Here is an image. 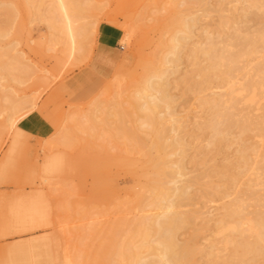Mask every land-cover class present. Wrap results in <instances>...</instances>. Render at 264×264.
Segmentation results:
<instances>
[{
    "label": "rangeland",
    "instance_id": "374dc122",
    "mask_svg": "<svg viewBox=\"0 0 264 264\" xmlns=\"http://www.w3.org/2000/svg\"><path fill=\"white\" fill-rule=\"evenodd\" d=\"M197 1L0 0V264H136L147 255L116 254L122 226L156 213L149 163L165 158L176 136L182 156L168 159H181V211L191 217L176 236L192 253L174 259L264 264V240L254 234L264 217V127L243 133L233 125L212 144L210 109L229 88L213 79L202 53L211 40L237 52L236 39L264 31V10L250 0ZM189 17L178 61L165 65L168 40ZM263 51L245 70L264 64ZM162 69L174 119L143 127L135 95ZM247 78L235 74L234 89ZM257 102L234 113L259 121L264 98ZM229 204L241 206L235 230L218 233Z\"/></svg>",
    "mask_w": 264,
    "mask_h": 264
},
{
    "label": "bare ground",
    "instance_id": "6f19581e",
    "mask_svg": "<svg viewBox=\"0 0 264 264\" xmlns=\"http://www.w3.org/2000/svg\"><path fill=\"white\" fill-rule=\"evenodd\" d=\"M199 1H200V3H202L204 0H198L197 2H199ZM188 2H190V1H188ZM248 4L254 8H257V10L258 9L264 10V0H250L248 2ZM8 15H9V12H8ZM7 18H9V17H7ZM192 18L190 19V17H189V19H185V20H183V22H181V24L177 25V26H179L178 30H176L175 34L173 33V36L171 38H169L170 41L168 40L169 46L167 48L168 52H167L166 56L163 58V63L165 65H167V64L172 65L175 61L176 62L178 61L176 59L177 58L176 53L179 50V47L182 46L181 43L184 41L183 39H185L186 35L189 34L186 31H188V27H189L188 22L190 23L194 19V18L193 19ZM8 20H10V19H8ZM180 20H181V18H180ZM179 21H178V23H179ZM195 21H196V19H195ZM6 23H8L7 20H6ZM6 23H4V25ZM1 28H3V25ZM3 31H2V33H3ZM2 33L0 32L1 35H5L6 32L3 34ZM239 37H241V36H239ZM234 39L235 38H233L232 41ZM228 42H230V41H228ZM235 42H237V46L239 47V49H236L237 52H235V53H230L232 50L229 51V48L232 44L231 45L229 44L228 46H225L224 48L223 47L218 48V46L215 43H213L212 40H211V42L207 43L208 47L206 46L207 48L206 49L204 48L205 50H203V52H202L204 54V56L208 58L209 64L207 66V70L211 71V73L213 75V79L215 77L217 79L216 81H220L221 83L223 82L222 84L225 83V85H227L229 88V91H227L228 92L227 97H226L227 99H225L226 101H223V102L219 101V102L215 103L210 109V119L207 122L206 127L210 130L211 135L213 136L212 137L213 138L212 144H214L217 141L220 142L219 140H221V138L223 137L224 131H226V129H228V128L230 129V127L231 126L233 127V125H234V127L238 126L241 130L240 132H243V133L247 132L249 129H253L256 132L260 131V133H261V131H263V127H264V118H261L259 121H250L249 118H244L243 120H239L240 117H238L234 113L236 106H238L239 103H242L241 106L242 105L245 106L243 103L254 105L255 102H257L258 100L260 101L261 99L264 98V64L258 63V65H256V63H255L254 64V65H256L255 69H253L250 65V67L254 70V79H252V78L248 79L247 78L248 73H249L247 71L251 70V69L245 70L246 68L249 67L248 65L250 63H252L253 61L256 60L255 56L257 55L259 50L264 49V31L263 32L258 31V33L255 34L254 37H250V36L248 37V35L242 36L241 38L236 39ZM235 42H233V43H235ZM205 44H206V42H205ZM233 45L235 46V44H233ZM220 46L221 45H219V47ZM158 60H160V59H158ZM242 61L244 62L245 66L243 65L242 67H240V63H242ZM258 62H260V60ZM163 63H162V65H164ZM263 63H264V61H263ZM253 70H251V71H253ZM168 71H169V69H164V70L162 69V71H158L156 73L154 72L155 74L151 75L150 77H148L147 79L144 80V82L142 84L143 88L136 92L135 96L138 99L143 100L142 105L138 106V107H140L139 108L140 113L142 112L141 119L144 121V122H142L143 127L144 126L152 127L151 126L152 124L163 123L162 121L165 120L164 119L165 116L163 118V115H168V116H170L169 117L170 119H172V120L174 119L171 112L169 111V106H170L169 102L170 101L168 102V94H167L168 92H166V90H165L166 86L168 85L165 82V79H166L165 77L167 76ZM210 71H208V72H210ZM244 71H246V72H244ZM243 73H244V79L247 78L245 85L244 86L241 85V87H239V88L237 86V89L236 88L234 89V87H235L234 83L236 84V81L233 82V76L235 74L238 75V74H243ZM204 74H205V72H204ZM236 85H239V84H236ZM257 90H259L260 93H257L256 92ZM134 102L133 101L130 102L131 106L135 104ZM160 105H163L165 111L159 110V109H161ZM246 106H248V105H246ZM237 109H240V108H237ZM249 109L250 108H248L247 110H249ZM256 109H257V107H256ZM137 111H139V110H137ZM243 111L241 110V113ZM208 112H209V110H208ZM238 113L241 114L240 112H238ZM138 116H139V114H138ZM247 116L249 117V115H247ZM175 121H177V120H175ZM170 122H172V121L170 120ZM174 124H175V122H174ZM174 124L170 123L169 125H174ZM171 128H170V130H172ZM151 130H152V128H151ZM228 131L229 130H227V132ZM170 133H172V132H170ZM257 133H259V132H257ZM153 135H154V133H153ZM164 135H166V134H164ZM225 135H227V134L225 133ZM160 136H161V134L159 135V138H160ZM155 137L157 139L158 136L155 135ZM167 139H168V136H167ZM167 139H165V141H167ZM160 141L162 142V140H160ZM169 141H168L169 142L168 144L165 143L164 147H163L162 143L160 144V142H158L157 140H155L153 143L151 142L152 147L156 148L157 150H161V149L165 148L168 151L165 154L166 160H165V158H162V159L157 158V161L154 159L155 162H153V161L151 162V160L149 161V162H151V163H149V164H151V167L153 164V168L155 169V171L153 174H151L152 173L151 172L148 175V177L152 176V177H150V179L147 178V179H149V181H147V183L149 182V184H147L148 185L147 191L150 193L148 206L152 207L153 210L156 211V213L153 214L152 216H149V217L139 218L131 224H128L126 222L123 224L122 229L124 232L122 230H120V231L124 233V234H122L124 237H123V239L118 241V245H117L118 253H116L123 260H126L128 257H135L136 255H138L140 253H144L147 256H145L143 258H139V260L136 264H151L148 262L149 261L148 258H150V257H151V259L156 258L155 259V260H157L156 262L152 261V262H154V264H178L179 260H175L174 259L175 256H178V254H181L184 256L187 253H192V250L188 245H186L185 243H178L177 242V236H176L177 232L179 230H181V228H183L185 225L189 224L191 217L189 215H186L185 212L181 211L182 207L184 206V202L188 199V197H187V194H188L187 188L188 187L186 186L187 183L183 180L184 183H186V185H181V183H180V185H177L179 182H181L180 179H178V177L181 176V172H182L181 159H176V160L174 158H173L174 160L168 159V158H172V156L181 155L183 153L182 143H181V141H179V139H177V136H176V138H174L172 140L170 139ZM210 141L211 140H209V142ZM184 145L185 144H183V146ZM216 145H215V147H216ZM211 148H213V147H211ZM152 151L153 150H151V152ZM153 152H155V150ZM243 153H241V154L243 155ZM244 155L240 156L243 161L245 160ZM147 156H149V155H147ZM159 159H160V161H159ZM163 159L165 160V162H163ZM57 161L58 160H56V165L59 162V161L58 162ZM153 168H152V170H154ZM193 179H195V178H193ZM186 181H188V180H186ZM191 182H193V180L189 181V183H191ZM36 208H37V206H36ZM240 208H241V206L237 205V204H229L226 207H224L225 212L222 216V219L219 222V224H221V225L223 224V225H222V227H220V230L218 233H224V231H226V230L227 231L231 230L233 232V230H235L236 226L234 224V221L237 219L239 212L241 211ZM238 220H239V223H240V221H242V219L240 220V218ZM255 220L257 221V219H255ZM256 221H254V222H256ZM258 221H257V224L255 223L257 228L259 225V228L257 230L258 232L255 231L254 234L259 233L257 235V237L260 239V241H263L264 240V217L261 215L260 219H258ZM120 225H122V224H120ZM109 244H112V243L109 242ZM225 244H227V242H225ZM112 247L113 246H111V248ZM188 255H186V256H188ZM185 263H186V260H185Z\"/></svg>",
    "mask_w": 264,
    "mask_h": 264
}]
</instances>
